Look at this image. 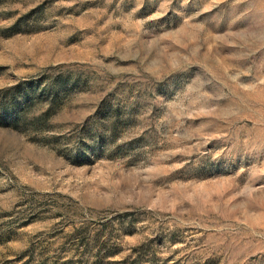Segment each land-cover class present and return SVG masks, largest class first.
I'll return each instance as SVG.
<instances>
[{"label":"rangeland","instance_id":"374dc122","mask_svg":"<svg viewBox=\"0 0 264 264\" xmlns=\"http://www.w3.org/2000/svg\"><path fill=\"white\" fill-rule=\"evenodd\" d=\"M0 264H264V0H0Z\"/></svg>","mask_w":264,"mask_h":264}]
</instances>
